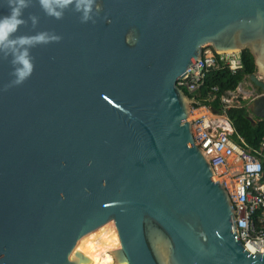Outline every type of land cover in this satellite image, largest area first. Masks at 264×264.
<instances>
[{
	"label": "water",
	"instance_id": "obj_1",
	"mask_svg": "<svg viewBox=\"0 0 264 264\" xmlns=\"http://www.w3.org/2000/svg\"><path fill=\"white\" fill-rule=\"evenodd\" d=\"M95 22L40 17L55 32L33 75L3 91L0 61V264H91L79 241L114 220L118 264H264L240 240L226 185L189 120L180 85L212 44L254 55L264 118V0H96ZM0 0V15H6ZM242 83H240V86Z\"/></svg>",
	"mask_w": 264,
	"mask_h": 264
},
{
	"label": "built area",
	"instance_id": "obj_2",
	"mask_svg": "<svg viewBox=\"0 0 264 264\" xmlns=\"http://www.w3.org/2000/svg\"><path fill=\"white\" fill-rule=\"evenodd\" d=\"M221 67L237 73L244 68L242 53H218L205 47L200 58L189 67L187 77L179 80V85L195 92L204 85L208 72ZM223 101L229 106L228 96L224 95ZM189 120L196 144L208 154L216 174L225 176L222 182L232 197L240 240L252 254L264 253L263 153L241 145L233 136L235 129L227 114L216 113L210 106L194 105Z\"/></svg>",
	"mask_w": 264,
	"mask_h": 264
},
{
	"label": "clouds",
	"instance_id": "obj_3",
	"mask_svg": "<svg viewBox=\"0 0 264 264\" xmlns=\"http://www.w3.org/2000/svg\"><path fill=\"white\" fill-rule=\"evenodd\" d=\"M39 6L48 17L62 20L65 13L72 10L80 14L81 23L95 22L99 10L96 0H38ZM34 5V0H6L8 12L0 15V61L11 65L12 79L5 84L3 91L24 84L34 73L36 58L32 50L41 45L59 43L62 37L55 32L39 31L33 35H18L22 26L30 21L33 27L39 24L40 17L25 11Z\"/></svg>",
	"mask_w": 264,
	"mask_h": 264
},
{
	"label": "trees",
	"instance_id": "obj_4",
	"mask_svg": "<svg viewBox=\"0 0 264 264\" xmlns=\"http://www.w3.org/2000/svg\"><path fill=\"white\" fill-rule=\"evenodd\" d=\"M241 53L244 68L237 73L233 74L228 67H221L208 72L205 83L199 90L190 92L186 87L183 86L182 88L195 98L196 106L205 104L216 113L227 114L236 130L234 136L240 144L246 145V142L254 149H259L264 144V119L252 121L249 118L250 111L244 105L245 103L227 106V103L223 101L224 95H227L229 91H236L240 83L257 70L255 58L251 51L245 49ZM214 87H218V89L215 90ZM243 101L246 102V100Z\"/></svg>",
	"mask_w": 264,
	"mask_h": 264
},
{
	"label": "bare ground",
	"instance_id": "obj_5",
	"mask_svg": "<svg viewBox=\"0 0 264 264\" xmlns=\"http://www.w3.org/2000/svg\"><path fill=\"white\" fill-rule=\"evenodd\" d=\"M119 247L121 240L114 220L83 237L77 245L78 249L92 259L91 264H118L111 251Z\"/></svg>",
	"mask_w": 264,
	"mask_h": 264
},
{
	"label": "crops",
	"instance_id": "obj_6",
	"mask_svg": "<svg viewBox=\"0 0 264 264\" xmlns=\"http://www.w3.org/2000/svg\"><path fill=\"white\" fill-rule=\"evenodd\" d=\"M246 80H249L250 82H251V84H252V86H251V88L250 87H245V84H244V81H246ZM242 85L240 86L239 85V87H238V89H241L242 90V93L244 94V96H245V98H252V97H254V93H255V91H256V89H255V86L257 87L258 85H256L252 80H251V78H250V76L249 77H246L242 82ZM246 83V82H245ZM258 88H259V86H258ZM261 88V87H260ZM233 92V93H232ZM234 92L235 91H229L228 92V94L226 95V96H228V97H230V96H232L233 94H234ZM261 92H262V89H261ZM260 92V93H261ZM252 101V100H251ZM251 101H250V104H249V106H248V103H247V101L246 102H243L242 104H244V105H246L247 107H248V109H249V111H250V114H249V118L252 120V121H259V120H261V119H264V118H262V117H259V116H257V115H255L252 111H251V109H250V106H251ZM247 103V104H246ZM232 104H229V106H231ZM233 105H235V104H233ZM239 105H241V104H239ZM227 106H228V104H227ZM228 116V115H227ZM229 117V116H228ZM230 119V118H229ZM231 121V120H230ZM231 124H232V122H231ZM234 127V126H233ZM235 129V128H234ZM235 132H236V130H235ZM235 135V133H233V136ZM234 138H235V136H234ZM236 139V138H235ZM242 139V138H241ZM243 140V139H242ZM243 142H245L244 140H243ZM245 144L246 145H243L246 149H248V150H252V151H254L255 149L253 148V147H251V146H249L246 142H245ZM242 145V144H241ZM259 150L263 153V162H264V152H263V147L261 146V148H259Z\"/></svg>",
	"mask_w": 264,
	"mask_h": 264
},
{
	"label": "rangeland",
	"instance_id": "obj_7",
	"mask_svg": "<svg viewBox=\"0 0 264 264\" xmlns=\"http://www.w3.org/2000/svg\"><path fill=\"white\" fill-rule=\"evenodd\" d=\"M212 46V44H207L205 47H207V48H210V49H213V47H211ZM246 82V83H245ZM244 84H245V87H250L251 88V86H252V84H251V82L249 81V80H246V81H244ZM255 89H256V91H255V93L253 94L254 96L255 95H257V94H259L260 92H261V88L259 87L258 88V86L256 87L255 86ZM233 93V92H232ZM253 98V97H252ZM252 98H245V96H244V94L242 93V90L241 89H237L235 92H234V94L232 95V96H230L229 97V99H230V102H228L229 104H242L244 101L243 100H246L247 101V103H248V106H249V104H250V101L252 100ZM246 103V104H247ZM222 114H225V113H222ZM231 171H229V173H230ZM215 179H217V180H220V181H222V180H224L225 179V176L223 175V174H216V176H215Z\"/></svg>",
	"mask_w": 264,
	"mask_h": 264
}]
</instances>
